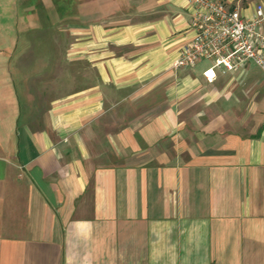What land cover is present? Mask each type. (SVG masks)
I'll return each instance as SVG.
<instances>
[{
	"label": "crops",
	"instance_id": "obj_1",
	"mask_svg": "<svg viewBox=\"0 0 264 264\" xmlns=\"http://www.w3.org/2000/svg\"><path fill=\"white\" fill-rule=\"evenodd\" d=\"M80 14L26 105L0 62V264H264V73L175 69L188 0Z\"/></svg>",
	"mask_w": 264,
	"mask_h": 264
},
{
	"label": "rangeland",
	"instance_id": "obj_2",
	"mask_svg": "<svg viewBox=\"0 0 264 264\" xmlns=\"http://www.w3.org/2000/svg\"><path fill=\"white\" fill-rule=\"evenodd\" d=\"M249 1L252 0H240L241 4ZM80 2L81 0H0V62L10 64L14 73V88L23 99V105H26L24 91L30 78H38L40 76L37 74L41 73V77L45 76V70L37 69L42 63H68L65 50L68 41L75 37L73 35L69 38L67 34L71 23H80ZM69 15L73 18L67 19ZM31 61L39 66L27 67ZM16 63H20L22 68H17ZM210 63L208 60L202 61L201 67ZM59 77L61 76L56 75V80ZM79 84V81L71 80L66 86L58 85L56 89L59 92Z\"/></svg>",
	"mask_w": 264,
	"mask_h": 264
},
{
	"label": "built area",
	"instance_id": "obj_3",
	"mask_svg": "<svg viewBox=\"0 0 264 264\" xmlns=\"http://www.w3.org/2000/svg\"><path fill=\"white\" fill-rule=\"evenodd\" d=\"M193 36L180 47L173 62L175 69H186L201 60L213 65L204 71L208 81L215 68L232 72L253 62L264 73V0L252 6L251 13L233 6L229 0H188Z\"/></svg>",
	"mask_w": 264,
	"mask_h": 264
},
{
	"label": "trees",
	"instance_id": "obj_4",
	"mask_svg": "<svg viewBox=\"0 0 264 264\" xmlns=\"http://www.w3.org/2000/svg\"><path fill=\"white\" fill-rule=\"evenodd\" d=\"M70 3V2H69ZM70 5V4H69Z\"/></svg>",
	"mask_w": 264,
	"mask_h": 264
}]
</instances>
